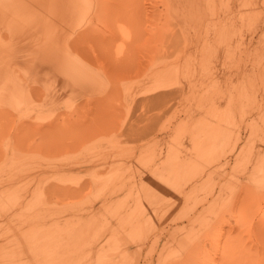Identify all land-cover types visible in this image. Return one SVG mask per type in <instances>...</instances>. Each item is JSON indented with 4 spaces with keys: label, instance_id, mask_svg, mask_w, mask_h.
Listing matches in <instances>:
<instances>
[{
    "label": "rangeland",
    "instance_id": "374dc122",
    "mask_svg": "<svg viewBox=\"0 0 264 264\" xmlns=\"http://www.w3.org/2000/svg\"><path fill=\"white\" fill-rule=\"evenodd\" d=\"M0 264H264V0H0Z\"/></svg>",
    "mask_w": 264,
    "mask_h": 264
}]
</instances>
